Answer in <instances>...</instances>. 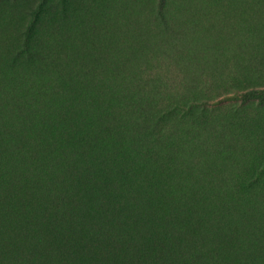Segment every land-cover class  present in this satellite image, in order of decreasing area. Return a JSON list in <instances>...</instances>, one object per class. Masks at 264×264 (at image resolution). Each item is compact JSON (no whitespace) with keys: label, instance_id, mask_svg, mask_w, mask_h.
Returning a JSON list of instances; mask_svg holds the SVG:
<instances>
[{"label":"rangeland","instance_id":"obj_1","mask_svg":"<svg viewBox=\"0 0 264 264\" xmlns=\"http://www.w3.org/2000/svg\"><path fill=\"white\" fill-rule=\"evenodd\" d=\"M43 1H0L2 23L8 26L10 22L16 23L17 12L30 8L36 11ZM79 1L86 4L85 10L80 9L83 3ZM73 2L75 0L51 1L50 17L44 18L45 13L39 15L43 24L37 26L30 49L23 54L27 59L29 53L34 55L25 67L28 118L24 151L26 155H37L35 164L26 160L23 172L27 174L28 169L35 167L41 175L33 180L26 175L23 208L19 223L14 225V229L23 226L24 261L31 243H45L53 226L62 246L71 251L76 263L86 264L85 259L90 256L84 248L89 244L87 226L97 220L95 208L91 202L87 203L82 213L84 219L73 226L64 224L55 213H47L46 205L48 209L52 205L46 197L58 188L54 180L56 174H68L67 166L54 156L77 155L79 160V155H83L89 168L98 169L96 153L75 152L73 141L66 140L67 134L71 129L76 133L88 131L95 128L96 120L104 119L96 105H87L85 101L90 98L91 101L103 100L113 118H136L138 113L132 104L138 100L137 93L123 85L131 82V73L139 71L142 77L161 75L157 83L148 84L147 93L141 98L150 102L152 114L164 119L157 130V135L163 137L158 142L162 152L150 161L141 162L138 169L130 168L124 177L116 170L109 178L110 170H107L106 180L111 187H117L113 201L124 205L131 191L141 194L147 191L151 192L161 214L163 212L167 218L172 212L177 214L178 221L169 225L174 231L169 248L172 252L189 251L197 259L194 263L179 258V264H264V101L255 98L244 101L240 97L244 92L264 89V0H167L163 6L164 20L181 23L189 33L191 46L185 49L183 59L175 62L177 66L165 65V54L147 49L141 52L142 57L148 54L147 64L141 67L139 63L133 64L131 73L119 72L111 60H123L136 47L154 41L163 44L168 51L166 54L179 51L159 17L160 0H78L76 6L80 13ZM48 3L49 0L43 5ZM66 10L71 11L67 17ZM90 28L98 30L99 35L91 39L82 34L84 29ZM43 29L46 39L38 42L37 31ZM63 37L69 38L64 44L65 51L60 49ZM12 38L10 43H5L3 52L14 54L20 48L17 39ZM85 43L91 52L105 57L104 63H93V66L103 72L105 81L112 78L109 87L112 91L106 97L97 89L78 90L81 67L62 66L71 59H80ZM42 45L48 52L41 51ZM55 53L58 58L55 63L38 59V56L51 57ZM61 66L64 72L71 71L65 74L69 82L62 81ZM13 84L17 86L19 82ZM49 143L53 145L48 146ZM62 146L69 151L59 152ZM125 151L131 154L122 153L123 159L136 155L134 150ZM164 159L171 160V165L164 169L170 171L167 176L175 181L171 198H160L153 191L155 184L165 181V172L160 169ZM182 165L189 166L194 175L182 173ZM152 175L155 176L150 177ZM206 183L220 184L227 197L222 201L202 192L193 205L182 199L183 194L191 195L193 184L203 187ZM245 209L248 210L247 220L243 217ZM14 214L16 216V211ZM126 214L120 224L115 225V230L139 228V223L130 222L134 209L128 208ZM183 214L187 217H182ZM191 220L196 221L199 235L214 224H223L225 231L236 234L242 231L253 245H258L257 253L237 245L235 237L228 239L227 244L221 239L207 245L193 244L188 231ZM146 244L147 250L153 245L149 240ZM93 251L92 264H120L108 247L101 248L97 244ZM151 255L146 264H158Z\"/></svg>","mask_w":264,"mask_h":264},{"label":"trees","instance_id":"obj_2","mask_svg":"<svg viewBox=\"0 0 264 264\" xmlns=\"http://www.w3.org/2000/svg\"><path fill=\"white\" fill-rule=\"evenodd\" d=\"M0 1L7 2V0ZM46 1L39 3L36 11L30 8L17 12L19 20L14 23L15 25L12 22H10V26L5 25L0 18V264H77L71 251L62 246L60 235L53 226L51 232L46 235L45 243H31L30 251L27 252V258L24 261L25 239L23 226L21 224L14 229L16 222L19 223V214L23 208V185L26 175L30 180L41 177L35 167L28 169L27 174L23 172V165L26 160L30 159V162L35 164L37 158L36 154L26 155L24 151V130L28 118L27 91L24 84L26 81L25 67L28 60L34 55L29 53V59H27V55L24 58L23 54L30 49L29 45L34 39L33 36L37 26L43 24L39 15L45 13L44 18L50 17L53 8L51 6L52 0H49L48 5L44 6L43 4ZM166 1L160 0L159 2V17L164 21L165 30L170 33V40L174 42V47L179 48V51L172 55L166 54L168 51L163 47V44L161 42L157 44L156 41L150 42V44H142L133 49L125 59L111 60L112 65H115L119 72L131 73L133 64L139 63L140 67L143 63L146 65L149 56L146 54L142 57L143 53L141 52L147 49H152L155 53L165 54V65L169 66H177L175 62L185 56V49L191 46V40L188 39L189 33L184 31L181 23L171 24L164 20L163 6ZM77 3L78 0H75L72 4L80 13L79 8L76 6ZM82 3L83 6L80 9L85 10L86 4ZM70 12L68 10L64 12L66 17ZM48 23L47 21L45 25H48ZM82 34L91 36V39L99 35L98 30L95 28L84 29ZM12 37L17 39L16 42L19 43L20 48H17L14 54L3 52L5 43H10ZM37 37L35 39L38 42L45 41L46 33L44 29L37 31ZM67 38L63 37L60 41V44H62L60 49L63 51H65L64 44L68 41ZM43 45L41 51L48 52ZM85 46V50L81 53L82 58H75V61L71 59L62 66L75 64L81 67L78 74L79 79H81L80 82H77L78 90L90 91L91 89H97L102 91L106 97L112 91L109 88L112 85V78L105 81L103 72L101 73L99 69L93 66V63L97 65H100L101 61L104 63L105 57L97 56L95 51L91 52V48L87 43H85ZM66 53L65 55H68ZM153 55L156 56V54ZM38 59L39 61L41 59L42 62L51 63L58 60L56 53L51 57L38 56ZM255 63H258V60ZM62 66L59 71L62 81L69 82V77L65 74H70L71 71L64 72ZM138 72L131 73V82H124L123 85L131 87L137 93L138 100L132 104L135 113H138L136 118H113L103 100L91 101L90 98L85 101L88 106H91L92 103L96 105L104 119L102 121L96 120L95 128L82 133H76L71 129L66 140L73 141L75 152L86 153L90 151L96 153L94 157L99 168L95 170L89 168L83 155H79L81 158L77 160V155L56 154L54 159L67 166L68 174H56L54 180L58 184V188L46 197L47 202L52 205L49 209L53 211L47 208L48 205H46V210L48 214L55 213L59 216L64 224L73 226L72 224L80 223L81 219H84L82 213L83 209L87 208V203L91 202L93 204L97 220L87 226L89 244L88 246L84 245V248L87 249L90 256L85 259L86 264H92L91 261L94 259L92 256L94 255L93 249L97 244L101 248L108 247L112 249L120 264H146V261L152 256L151 253L158 264H179V258H187L195 263L197 259L194 258L191 252L184 250L172 252L169 248L170 237L174 236V231L169 225L172 226L174 222L178 221L177 214L172 212L169 218L164 216L163 212L161 214L159 207L151 198V192L147 191L142 194L140 191L136 193L131 191L132 193L130 192V197L124 202V205L123 203H115L113 198L117 194V187L114 185L111 187L109 181L106 180L107 170H110L108 172L109 178L116 170L120 173V177H124L130 168H137L141 162L150 161L157 157L159 152H162L158 142L163 137L157 135V130L163 125L164 119L159 114H152L150 102H146L141 98L147 93L148 84L157 83L161 79V75L142 77ZM14 81H18L19 85L14 86ZM240 97L244 101L253 98L264 101V89H253L244 92ZM65 126L68 127V123ZM103 133L105 134L104 138H102ZM51 145L53 144H48V146ZM59 149V152L69 151L64 146ZM125 150H134L136 155L123 159L121 158L122 153L131 154L126 153L128 151ZM169 165H171L170 159L162 161V168L160 169L165 172L163 176L167 178L165 177V181L160 184L154 183L153 186L154 194L159 195L160 198H171L175 192L173 185L175 181L167 176L170 175V171L167 170ZM165 167L167 168L164 169ZM188 167L182 165V173L187 172L190 176L194 175ZM153 176L155 175L150 177ZM39 186H42L41 182H39ZM202 192L209 197L219 198L220 200L227 197L220 184L206 183L203 187L193 184L189 192L191 195L183 194L182 199L193 205ZM128 208L134 209V216L130 222L132 224L139 223V228L127 231L115 230V225L120 224L122 216H127ZM14 211H16V216ZM140 211L144 213L143 216L139 214ZM182 217L187 216L183 214ZM243 217L244 220H247V209H245ZM188 229L191 237L189 240L193 244L207 245L209 242L219 241V239L225 240L227 244L230 243L228 239L235 237L237 245L246 247L254 254L257 253L258 245L256 243L253 245L251 239L248 240L244 232L238 231L236 234V232L225 231L226 227L223 224H214L199 235L196 221L191 220V227ZM148 240L153 245L148 247L147 250L145 245H147ZM91 242L95 244L93 245Z\"/></svg>","mask_w":264,"mask_h":264}]
</instances>
